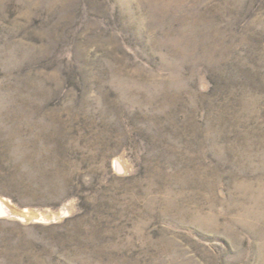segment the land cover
Here are the masks:
<instances>
[{
    "label": "rangeland",
    "instance_id": "374dc122",
    "mask_svg": "<svg viewBox=\"0 0 264 264\" xmlns=\"http://www.w3.org/2000/svg\"><path fill=\"white\" fill-rule=\"evenodd\" d=\"M0 264H264V0H0Z\"/></svg>",
    "mask_w": 264,
    "mask_h": 264
}]
</instances>
